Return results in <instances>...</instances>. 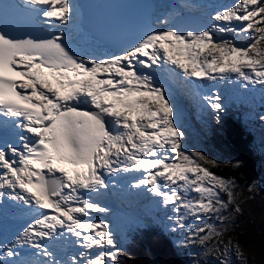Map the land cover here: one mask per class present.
Listing matches in <instances>:
<instances>
[{
    "label": "snow or ice",
    "instance_id": "6c2138e0",
    "mask_svg": "<svg viewBox=\"0 0 264 264\" xmlns=\"http://www.w3.org/2000/svg\"><path fill=\"white\" fill-rule=\"evenodd\" d=\"M21 5L60 25H69L75 13L72 0H21ZM211 19L217 23L200 32L148 33L122 54L99 61L73 52L62 31L44 39L17 37L0 23V117L11 118L0 124L22 133L18 147H0V198L46 210L12 241L0 244L9 264H29L15 259L25 247L45 258L38 264H119L118 250H108L116 249L110 225L89 212L107 209L86 195L107 190L105 175L139 171L132 186L145 187L165 206L174 205L179 229L188 227L189 216L222 219L232 203L230 182L200 163L216 161L185 151V134L167 93L152 75L140 71L164 61L189 78H235L244 87L264 86V48L259 47L264 0H235ZM215 32L249 33L254 42L240 47L215 39ZM204 100L214 112L224 111L220 95ZM221 193L228 195L227 202ZM66 233L76 238L72 243L81 251L64 260L43 241L64 239ZM213 234L218 233L206 225L189 239L198 237L203 244ZM94 249L100 251L92 255Z\"/></svg>",
    "mask_w": 264,
    "mask_h": 264
},
{
    "label": "trees",
    "instance_id": "16d2710c",
    "mask_svg": "<svg viewBox=\"0 0 264 264\" xmlns=\"http://www.w3.org/2000/svg\"><path fill=\"white\" fill-rule=\"evenodd\" d=\"M238 125L245 131L243 122ZM206 132L202 147L195 148L189 142L186 152H199L206 157L209 154L216 161L215 173L235 182L242 190L254 186L264 171V158L258 152L252 131L249 129L248 139L243 138L241 130L227 121L221 125L210 123ZM200 163L212 171V164ZM247 199L244 205L237 207L239 211L237 208L232 211L237 216V223L227 230L229 240L245 251L246 260L235 256L232 264H247L252 262L251 259L264 261V194L257 192ZM136 229L134 233L127 232L122 239H115L119 264H189L178 254L162 229L151 226ZM204 262L218 264L217 260Z\"/></svg>",
    "mask_w": 264,
    "mask_h": 264
},
{
    "label": "rangeland",
    "instance_id": "374dc122",
    "mask_svg": "<svg viewBox=\"0 0 264 264\" xmlns=\"http://www.w3.org/2000/svg\"><path fill=\"white\" fill-rule=\"evenodd\" d=\"M186 3H190L191 9H197L205 14L207 18L211 19V17L217 12L223 10L225 7H229L232 4L235 3V0H183ZM212 20V19H211ZM213 21V20H212ZM215 22V21H214ZM246 23V22H245ZM234 26H241L240 22H234ZM239 28V27H237ZM230 35L231 39H245V37H249V33L241 34V35H235L233 33H228ZM260 45H264V43H261ZM264 48V46H262ZM175 72L182 70L173 67L172 68ZM155 70V69H154ZM152 71V70H151ZM184 75V74H183ZM184 79V78H182ZM230 86H237L239 87L241 93L239 94V97L235 99V105H241V101H246L247 99H251L246 91L247 89H257L262 93L264 90V86L261 85H248L247 87H244L242 85V82L233 78V80L229 84ZM214 94V92H213ZM194 99V97H193ZM254 104L256 106H260L261 104L257 101V97L255 98ZM188 100H184V106L187 104ZM251 103V101H249ZM190 112V111H189ZM191 115H194L192 112ZM264 116L261 113H257L255 116L251 118V123L255 121H259L260 125H262V128L257 129L256 136L258 139V148L260 153L262 154L264 158V120L261 119V117ZM197 117V116H196ZM200 120L197 121V118L194 120V125L197 126L199 129L203 126V120L202 118H199ZM261 183H258L254 187L246 188L247 191L242 190L239 186L236 184L230 182V187L232 191V203L228 204V208L225 211H222L220 216L222 219H217L215 216L209 217V216H202L201 219L196 220L193 217H186V223L188 224V233L187 234H179L175 237H171L172 243L177 248V252L180 256L187 259L190 263H197V264H208L204 261L209 260H217L218 264H232L234 262V257H241L243 260H246L245 251L241 249L240 247L233 244L231 240H229V236L227 234L228 228L234 226L237 223V216L234 215L232 212L235 208L240 207L241 205H244L248 199L247 197L251 194H255L257 192L264 194V171L263 175L261 177ZM140 188H136L133 191H136ZM192 195H197L193 193ZM153 197L147 196L145 199L142 198V206L140 208V211L142 215L149 214V217L153 220H156L157 217L160 216V214L163 213L160 207H156L151 209L150 205H154L152 200ZM221 199H223L225 202L228 201L229 197L225 193V196L221 195ZM163 205V204H162ZM165 206V205H163ZM168 206V205H167ZM165 206V207H167ZM171 206L166 208V218L164 221H167L171 225V229L173 230L175 228V231L178 232L179 228L176 227L174 221L177 218V215L170 214V208ZM151 209V211H150ZM259 210V208H258ZM97 215V214H96ZM264 216V214H263ZM121 221H125L127 225L130 223V219L127 217L122 216ZM116 217L112 218V222H116ZM157 222H159L157 220ZM206 225H211L215 229V233L213 234L210 239L206 240L203 244L200 242L199 238L197 237L195 240H190L189 236L193 235L194 230L198 228L205 227ZM168 230L165 232L167 233ZM200 236L205 235V233H200ZM1 244V242H0ZM4 261V257H0V261ZM252 262H249L247 264H264V261L261 259H251ZM0 264H2L0 262ZM243 264V263H242Z\"/></svg>",
    "mask_w": 264,
    "mask_h": 264
},
{
    "label": "bare ground",
    "instance_id": "6f19581e",
    "mask_svg": "<svg viewBox=\"0 0 264 264\" xmlns=\"http://www.w3.org/2000/svg\"><path fill=\"white\" fill-rule=\"evenodd\" d=\"M157 5L162 8V14L165 16V20H172V17L179 14L181 11L190 9V3L185 2L183 0H155ZM204 15V14H203ZM40 19L43 20L42 16H39ZM209 19V18H208ZM209 21H211L209 19ZM91 56L90 59H95L97 61L103 60V59H108L107 55H103L102 52L98 51H93L90 49ZM152 70V71H151ZM140 71L142 72H153L155 71L153 67L151 69H146V68H140ZM138 180V177L135 176L132 181L129 183V188L131 190H135L136 188L133 187L132 185ZM125 245V244H124ZM20 251L21 256L17 257L15 259H24L26 261H29L31 264H36L34 259L30 256V249L28 247L18 249ZM0 257H4V261L1 259L2 264H9V258L2 252L0 251Z\"/></svg>",
    "mask_w": 264,
    "mask_h": 264
},
{
    "label": "water",
    "instance_id": "95a60500",
    "mask_svg": "<svg viewBox=\"0 0 264 264\" xmlns=\"http://www.w3.org/2000/svg\"><path fill=\"white\" fill-rule=\"evenodd\" d=\"M172 27L176 31L186 34L188 31L200 32L201 29L209 27V23L197 12L184 11L173 18Z\"/></svg>",
    "mask_w": 264,
    "mask_h": 264
}]
</instances>
